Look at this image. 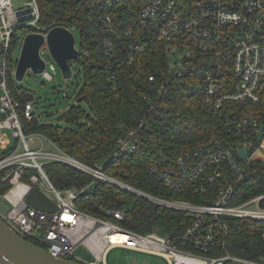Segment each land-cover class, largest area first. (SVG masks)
Returning a JSON list of instances; mask_svg holds the SVG:
<instances>
[{
  "label": "built area",
  "instance_id": "built-area-1",
  "mask_svg": "<svg viewBox=\"0 0 264 264\" xmlns=\"http://www.w3.org/2000/svg\"><path fill=\"white\" fill-rule=\"evenodd\" d=\"M140 1L138 22L151 27L160 39L173 42V48L183 50L187 47L193 54L194 45L200 51L199 61H195L192 68L203 74L204 101L211 111L222 115L225 105L232 102L253 105L252 111L248 107L244 115L236 114L227 121L231 131L236 133L233 140L227 137V141H234V146L226 145L221 134L211 145L203 144L178 153L173 170L162 169L159 165L149 168L150 174L172 191H184L191 182L202 180L198 188L205 193L207 186L218 183L216 199L213 203L201 204L155 196L109 175L100 162L90 164L83 157L66 152L42 133H28L26 121L36 117L38 97L18 86L14 35L18 28L26 26H36V32L47 33L48 30L43 32L38 25L37 0L18 8L32 10L33 19L25 22L20 21L12 0H0V171L5 172V179L9 178L12 184L5 194L12 204L6 215L7 223L23 238L31 237L40 242L39 245L54 257L77 262L82 260L75 250L83 245L96 263L103 261L108 249L120 246L162 255L170 264H264V256L257 261L221 252L228 237V218L264 221V0ZM100 18L105 27L114 31L110 15H100ZM25 36L23 34L20 41ZM106 46L109 53L113 47L112 38L107 40ZM143 47L135 43L133 50L140 51ZM133 58L131 56L129 61ZM183 64L181 60V68L165 77L166 83H162L159 96L172 76L186 72L188 68ZM47 67L46 62V71L42 74L53 79ZM16 93L27 94L30 99L22 102ZM155 106L152 105L150 111H154ZM142 125L143 122L117 139L116 154L137 149ZM242 151H246V155L243 156ZM52 163L71 165L92 175L95 181L100 179L115 184L155 204L185 212L193 219L182 234L175 237L157 230L145 233L128 230L116 220L124 219V208L108 209L113 219L98 218L80 209L76 200L92 184L58 188L45 171V165ZM27 170L33 171L28 175L29 180L25 179ZM41 184L57 196L56 201L53 199L58 206L54 212L31 207L25 200L33 188L42 189ZM257 187L262 191L239 200L246 190Z\"/></svg>",
  "mask_w": 264,
  "mask_h": 264
},
{
  "label": "trees",
  "instance_id": "trees-1",
  "mask_svg": "<svg viewBox=\"0 0 264 264\" xmlns=\"http://www.w3.org/2000/svg\"><path fill=\"white\" fill-rule=\"evenodd\" d=\"M37 2L41 31L47 32L53 26L80 30V55L70 63L72 66L76 62L82 67L79 74L84 76V82L74 93L77 102L61 114L66 125L42 123L36 116L26 121L25 130L43 133L66 152L83 157L90 164L100 162L109 175L155 196L213 203L218 195V183L207 186L205 193L198 188L202 180L191 182L184 191H172L150 174L149 168L159 165L162 169L173 170L178 153L203 144L211 145L221 134L226 145L234 146L232 140L236 133L231 131L227 121L236 114L244 115L248 107L252 111L253 105L249 102L227 103L222 115L210 110L204 101L203 74L192 68L201 56L196 46L191 50L193 54L182 60L188 68L186 72L172 76L159 96L165 77L177 69L171 66L169 57L174 54L170 52L174 45L157 37L151 27L138 22L142 8L140 0ZM100 15L111 16L114 31L105 27ZM129 29L132 31L128 33ZM35 30H38L36 26L18 28L13 50L23 34ZM110 38L113 47L108 53L106 44ZM135 43L144 45L143 49L133 50ZM131 56L134 58L129 61ZM16 97L22 102L30 99L27 94L16 93ZM152 105H156L154 111H150ZM142 122L137 149L116 154L117 139L138 128ZM228 136L231 141H227ZM45 171L60 189L81 188L91 183L77 198V206L104 219H113L107 213L108 209L124 208V219L116 220L128 230L140 233L157 230L175 237L182 234L193 219L185 212L155 204L115 184L100 179L95 181L92 175L68 164H46ZM32 172L27 170L26 180ZM4 176L5 172L0 171V195L7 194L12 186L10 179ZM261 191L259 187L250 188L239 200ZM227 224L228 237L221 252L261 261L264 221L235 217L228 218ZM28 239L41 244L31 237Z\"/></svg>",
  "mask_w": 264,
  "mask_h": 264
},
{
  "label": "water",
  "instance_id": "water-1",
  "mask_svg": "<svg viewBox=\"0 0 264 264\" xmlns=\"http://www.w3.org/2000/svg\"><path fill=\"white\" fill-rule=\"evenodd\" d=\"M17 15L20 21L25 22L33 19L32 10L29 8L18 9ZM20 57L17 63V79L22 80L28 69L37 73H44L46 61L40 51L47 45L50 55L58 64L64 78L73 77V70L70 60L79 57L76 47L77 39L75 33L67 26H53L47 33L30 32L23 40ZM241 154L246 155V151ZM26 202L36 209L54 212L58 209L55 201L52 200L42 189L33 188L25 197ZM69 217V216H67ZM149 261L139 263L136 258L133 264H148ZM0 264H84L62 257H54L41 245H37L26 237L18 234L9 223L0 216ZM86 264V263H85Z\"/></svg>",
  "mask_w": 264,
  "mask_h": 264
},
{
  "label": "rangeland",
  "instance_id": "rangeland-1",
  "mask_svg": "<svg viewBox=\"0 0 264 264\" xmlns=\"http://www.w3.org/2000/svg\"><path fill=\"white\" fill-rule=\"evenodd\" d=\"M29 1L31 0H12L13 9L17 11L18 8L23 7ZM72 30L75 33L77 39V48L80 51V30ZM22 45L23 41L19 43L13 52L14 65H16L19 60ZM192 48H194V45ZM170 52H174V54L171 53L169 56L170 64L173 68L177 69L181 68V60L185 59L186 56H191V52L187 50V47H185L183 50H179L178 47L175 46V48H172ZM41 54L48 64L47 69L50 73H52L54 78L49 80L43 74L28 69V72L25 74L24 78L18 82V86L27 89V91H29L33 96L38 97L34 112L36 116H38L40 122L66 125L64 120L61 118V114L69 105L77 102L74 99V93L78 89L79 84L84 82V76L79 74V71L82 70V67L76 62H73V77L67 79L63 77L62 70H60L52 55H50L47 45L42 47ZM179 55L181 58H178ZM52 66L55 68L53 69ZM84 106L86 111L89 112L88 106L86 104H84ZM46 145L51 147L48 144ZM41 187L42 190H44V192H46V194L52 200L54 199L56 201L57 196L54 191L47 189L44 184H41ZM11 207L12 204L9 199H7L5 195H0V216L5 222H7L6 215L8 214V211L11 209ZM75 251L77 256H81L83 258L81 262L84 264L89 263L88 258L91 257L83 245L79 246ZM107 251L108 252L106 254L105 260H103L104 264H133L134 258H137L140 262L147 259L149 264H170L169 260L162 255L158 256L152 253H144L132 249L127 250L126 248L120 246H115L114 248H110Z\"/></svg>",
  "mask_w": 264,
  "mask_h": 264
},
{
  "label": "crops",
  "instance_id": "crops-1",
  "mask_svg": "<svg viewBox=\"0 0 264 264\" xmlns=\"http://www.w3.org/2000/svg\"><path fill=\"white\" fill-rule=\"evenodd\" d=\"M86 248V247H85ZM87 250V249H86ZM88 251V250H87ZM88 253L90 254V257L91 258H88L89 259V263L88 264H91V263H96L95 262V260H94V257H93V255L90 253V251H88ZM107 254V253H106ZM106 254H105V256H104V259L103 260H105V257H106ZM80 258H81V260L83 259L81 256H79ZM137 259V258H136ZM147 260V259H146ZM137 261L139 262V263H141L138 259H137ZM145 261V260H144ZM144 261H142V262H144ZM87 264V263H86ZM96 264H104L103 263V261H101L100 263H96ZM149 264V263H148Z\"/></svg>",
  "mask_w": 264,
  "mask_h": 264
},
{
  "label": "bare ground",
  "instance_id": "bare-ground-1",
  "mask_svg": "<svg viewBox=\"0 0 264 264\" xmlns=\"http://www.w3.org/2000/svg\"><path fill=\"white\" fill-rule=\"evenodd\" d=\"M116 236H118V235H116ZM120 236H121L122 238H125V236H124V235H120ZM120 236H119V237H120Z\"/></svg>",
  "mask_w": 264,
  "mask_h": 264
}]
</instances>
